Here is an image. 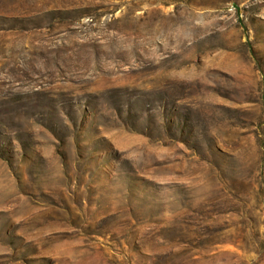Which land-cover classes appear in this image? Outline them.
Segmentation results:
<instances>
[{
  "label": "rangeland",
  "instance_id": "rangeland-1",
  "mask_svg": "<svg viewBox=\"0 0 264 264\" xmlns=\"http://www.w3.org/2000/svg\"><path fill=\"white\" fill-rule=\"evenodd\" d=\"M0 10V264H264V0Z\"/></svg>",
  "mask_w": 264,
  "mask_h": 264
},
{
  "label": "trees",
  "instance_id": "trees-1",
  "mask_svg": "<svg viewBox=\"0 0 264 264\" xmlns=\"http://www.w3.org/2000/svg\"><path fill=\"white\" fill-rule=\"evenodd\" d=\"M60 12V10H55L53 13L56 15ZM54 14L52 18L54 17ZM44 16H47L44 15ZM37 18H32L25 20L24 17H18V16H10L7 14V12H4L3 10H0V34H7L11 32H17V31H29L25 29L18 28L19 25L22 24L24 21H28L33 23ZM57 19V16L54 17V20ZM2 38V35H0V39ZM31 100V99H30ZM12 103H15L13 106L16 110V113L18 114L19 118L24 117H34V115L40 113L37 111L38 108H36L37 104H34V102L31 100V104L24 102L22 99H10ZM13 110V109H12ZM5 113H8L7 111ZM212 241V240H210ZM256 246L257 251H264V239L258 238V240H253Z\"/></svg>",
  "mask_w": 264,
  "mask_h": 264
}]
</instances>
